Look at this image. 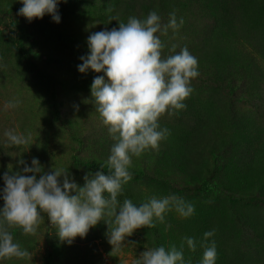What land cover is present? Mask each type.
<instances>
[{
	"label": "rangeland",
	"instance_id": "obj_1",
	"mask_svg": "<svg viewBox=\"0 0 264 264\" xmlns=\"http://www.w3.org/2000/svg\"><path fill=\"white\" fill-rule=\"evenodd\" d=\"M197 1L203 3V8L207 5L206 0ZM194 2L195 0H67V3L59 5L61 22L55 23L50 15L29 22L26 17L18 15L23 6L20 0H0V8L11 10L13 21L22 29L25 48L41 75L38 79L34 72L26 71L13 47L8 20L0 16V187L4 186L2 177L5 172L23 167L18 163L20 159L26 160L30 165L32 158H38L45 171L53 168L68 170L81 186L85 183L84 176L92 172L77 164L90 158H97L101 163L107 162L115 141L95 109L90 89L94 77L103 73H80L77 65L82 61L79 57L88 52L86 40L91 33L118 28L119 23H127L129 17L145 19L152 11H156L165 24L173 12L176 13L178 22L180 18L184 20L178 31L169 29L167 35L160 36L165 44L162 57L175 54L172 51L173 45L177 46L176 52H179L183 43V48L187 47L198 60L199 76L192 80L194 91L184 102L188 105L200 103L207 109L206 112L211 109L214 119L217 115L225 116L222 128L226 126L233 130L238 138L243 137L245 128L252 126L255 121L261 122L264 127V75L247 82L246 87L239 86L236 90L229 88L230 80L234 79L231 77L234 72L231 71L232 66H222L216 57L207 60L201 54L207 41L198 30L205 29L204 21L207 17L193 23V20L201 18L199 11H189ZM208 2L212 3L211 6L216 4L229 10L230 16L225 11V22L220 23L216 29L220 37H225L228 30H250L246 25H251L249 22L252 23L256 17L264 16V0ZM178 8L181 13L177 11ZM114 10L117 13L113 15ZM190 14L197 16L191 19ZM246 39L247 37L237 40L233 36L231 46L242 48ZM245 71L247 74V67ZM208 98L212 100L207 101ZM17 101V107L10 106ZM160 124L170 130L168 138L160 143L162 148L166 149L168 146L173 151H178L185 147L192 150L193 139L188 137L189 139L184 140L183 137V109L175 111L173 115L165 113L160 118ZM6 130L31 134V140L19 148L9 147L4 136ZM261 130L263 131L262 128ZM235 142L238 143L237 140ZM160 146L158 150L149 149L135 159V156L132 157L135 160L131 165L133 168L143 159L147 162L148 166L142 168H146L149 176L142 178L132 174V179L123 186L120 195L123 200L130 199L137 205L147 202L153 196L162 198L176 195L194 205V218H183L173 210L166 215L165 223L156 221L155 227L137 229L120 247L114 248L108 242L106 233L109 226L105 221L102 220L91 228L85 238L77 237L68 245L59 240L56 236L57 228L48 222L47 214L44 213L34 235H25L19 226L5 225L13 234L15 242L29 252L30 258H0V264H47L50 251L61 246L67 251V258L64 259L66 264H134L146 248H170L175 245L179 249L183 245L179 227L184 231L187 225L197 229L199 235L203 233L200 235L203 242L202 255L205 247L210 246L214 240L218 255L228 261L245 260L264 264V241L258 236L257 229L259 223L264 231V205L258 203L260 200L257 199L246 200L236 196L244 187H252L258 198L264 199V189L258 190L254 184L244 186L241 182L254 175L255 166L251 169L247 166L238 180L231 179L228 172L234 168L228 165L227 158L219 163L211 156L208 161L212 163L202 165L197 162L196 157H192L194 152L191 151L190 160L184 162L183 159H177L172 150L167 149L169 152L165 153ZM104 171L107 173L108 170ZM262 180L264 183L263 178ZM123 200L119 203L123 204ZM3 203L0 200V206ZM237 208L244 215H254L255 219L247 224L246 230L229 233L230 229L227 227L240 229L237 222L242 221L238 216L241 212ZM105 219L114 221V217ZM243 225L244 223L241 226ZM212 230H215L214 236L205 240L204 233ZM183 252L185 259L190 260L191 264H197L195 257L202 260L201 254H194L196 251L188 249L186 252L184 245Z\"/></svg>",
	"mask_w": 264,
	"mask_h": 264
},
{
	"label": "clouds",
	"instance_id": "obj_2",
	"mask_svg": "<svg viewBox=\"0 0 264 264\" xmlns=\"http://www.w3.org/2000/svg\"><path fill=\"white\" fill-rule=\"evenodd\" d=\"M23 5L18 15L29 22L50 15L52 21L62 20L59 5L67 0H20ZM176 13L163 23L156 11L147 18L129 17L118 28L91 33L86 40L88 52L81 55L78 71L103 73L94 77L90 86L95 109L102 118L115 143L106 165L84 176L81 186L68 171L53 168L45 171L38 158L31 164L20 159V170L3 174L4 186L0 187V258H30L26 249L15 242L8 227L19 226L25 235H34L47 214L48 222L57 228L60 241L71 245L77 237L85 238L90 229L102 220L109 228L108 242L118 248L135 230L155 227L156 221L166 222V215L175 210L181 217L194 214V205L176 195L151 197L147 202L134 204L125 199L119 203L123 186L132 179V157H139L146 150H158L168 138L170 130L162 127L160 118L167 113L186 109L184 101L194 89L193 79L199 76L198 60L187 47L174 55L162 57L165 44L160 36L171 29L176 32L183 25ZM19 102L10 104L17 107ZM9 147H21L31 140V134L15 130L4 132ZM108 171L105 173L104 168ZM114 217V221L105 219ZM170 227V225H169ZM215 230L204 233V238L214 236ZM188 247L196 250L194 238L185 237ZM215 241L205 247L200 264H216ZM134 264H191L186 260L183 245L146 248Z\"/></svg>",
	"mask_w": 264,
	"mask_h": 264
},
{
	"label": "trees",
	"instance_id": "obj_3",
	"mask_svg": "<svg viewBox=\"0 0 264 264\" xmlns=\"http://www.w3.org/2000/svg\"><path fill=\"white\" fill-rule=\"evenodd\" d=\"M206 3L208 6L205 5V7L203 8V3L195 0V2L191 5L189 10L192 12L194 11L200 12L201 18L193 20L194 24L198 23L203 17H207L206 21H204L205 29L198 30L200 33H202L203 39L207 41V46L205 47V49L202 51L201 54L204 57H206L207 60L209 58L216 57L219 64H221L222 66H226V65L232 66L231 71L234 70V72L231 73V77H233L234 79H231L228 84L230 89L236 90L237 87L239 86L246 87L247 82L250 83L251 80L255 79L256 77L264 75V16L263 15L258 16L256 17V19L252 21V23L249 22V24L251 25H246V26H248L250 30H228L225 34V37H220L219 36L220 34L217 32L218 30L216 29H218L217 27H219L220 23L223 24L225 22L226 20L225 11L228 14L229 10L226 7L217 6L216 4L211 6L212 3L208 2V0H206ZM173 5H174V1H173ZM175 6H178V4H175ZM263 8H264V4L262 6V9ZM183 10L184 8L182 9V12ZM177 11L181 13L180 8H178ZM115 13L117 12L114 10L112 14L114 15ZM11 15H12L11 10L0 8V16L7 19L9 26L11 27V33L13 35L11 36V40L16 53L19 55L22 62L24 63L26 71L30 73L34 72V76L39 79L41 76L40 72L37 66L31 60L30 55L25 48L22 38L23 31L19 26L16 25ZM228 15L230 16V14ZM193 16H197V15L190 14L191 19L193 18ZM121 20L124 21L122 18ZM244 24L243 27H246L244 26ZM233 36H235L237 40L247 37L246 42L242 45V48L235 45L231 46V38ZM180 48L181 49L183 48V43L181 44ZM232 60L234 61L233 63L235 64L232 63ZM209 64H214V63L209 62ZM246 67H247V74L245 71ZM249 74H251L250 78H249ZM208 100H212V99L208 98L207 101ZM185 104L187 105V107L186 109H183V124L188 129L190 128V130H187L183 126V137L184 140L189 139L188 137H191L193 139L192 150L183 147V150L180 148L178 149V151L176 150L173 151L171 148H168V146L166 149L160 146L161 149L165 153L169 152L167 151V149H170V151L172 150L174 155L177 156V159H183L184 162H186V160L188 161V159L190 160V153L191 151H193L194 154L192 155V157L193 158L196 157L197 162L202 165H204L206 162L212 163L211 161H208V159L211 156L214 157L216 161L218 160L219 163L220 161L222 162V159L224 160V158H227L229 160L228 165L235 169V170L231 169V171L228 172V176L231 179L238 180L239 179L238 176L240 175V173H244L245 168L247 166L250 169L252 168V166H255L254 175L251 178H244L241 182L243 183L244 186L248 184H254V187H257L258 190L264 189V183L262 180V178L264 179L263 176L264 170L260 169V168H264L263 124L261 122L255 121V123L252 126L245 128L246 133H244V136L238 138L236 135H234L233 130L226 128V126L222 128L224 126L223 122H225V116L221 117L220 115H217L214 119L212 116V111H210L211 109H209L208 112H206L207 109L204 108L200 103H194L189 105L187 103ZM260 127L263 129V131L261 130ZM235 140H237L238 143H236ZM81 142L83 144L82 140H80V143ZM135 158L137 157L135 156L133 159ZM133 159H132V163L135 161ZM166 163L168 164L167 159H166ZM79 164L77 165L84 166L88 168L92 173H94L100 170L99 167L101 165H106V162L101 163L97 158H90L88 161L83 162L80 165ZM239 165H243V167L241 168V166ZM142 166H148L147 162L144 161V159L141 161V163L138 166L136 165V168H133L131 166L132 168L130 169L131 174H135V177H142V178L149 176V174H147L146 172V168H142ZM223 168L224 167H221V169ZM104 169L106 171L108 170L107 167H105ZM225 192H230V191H225ZM236 196H240L242 199H246V200L257 199L260 200L258 201V203L264 205V199L262 200L261 198H258V196L253 191L252 187L251 188L244 187L243 191L239 194H236ZM118 200L119 201L123 200V197L119 195ZM239 211L241 212V210ZM238 216L242 220L241 222H237L240 225L239 226L240 229H231L232 227H227L228 230L230 229L229 233L246 230L247 224L255 219L254 215L251 214L244 215L242 212L241 214H238ZM191 217L194 218L193 215ZM239 218L237 217L238 221L240 220ZM243 223L244 225L241 226ZM257 227L260 234V235L258 234V236H260L264 241V231H262V226L259 225V223H257ZM179 231L181 235L180 240L181 238L183 239L182 242L186 248V252H188V249L190 248L186 243L185 237H192L194 238L196 243V250H195L196 252H194V254L198 253L201 254V256H203L201 252V249L203 248V242H202V238L200 237V235H203V233L199 235L197 229H192L188 225L186 226L184 231L183 228L179 227ZM173 233L174 232H172V234ZM176 235L177 234H175V236ZM65 255H67V251L63 246H61L53 251H50L46 263L66 264L64 262V259L67 258V256ZM195 260L197 264H200L199 258L195 257ZM216 264H254V263L245 262V260H243V262H231L228 261L222 255H218L216 259Z\"/></svg>",
	"mask_w": 264,
	"mask_h": 264
}]
</instances>
